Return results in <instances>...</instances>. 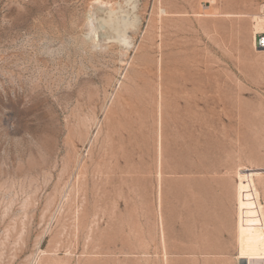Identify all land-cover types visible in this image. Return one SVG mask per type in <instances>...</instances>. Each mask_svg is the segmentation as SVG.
I'll use <instances>...</instances> for the list:
<instances>
[{"label": "rangeland", "instance_id": "1", "mask_svg": "<svg viewBox=\"0 0 264 264\" xmlns=\"http://www.w3.org/2000/svg\"><path fill=\"white\" fill-rule=\"evenodd\" d=\"M127 1L0 0V264H249L264 0Z\"/></svg>", "mask_w": 264, "mask_h": 264}, {"label": "bare ground", "instance_id": "2", "mask_svg": "<svg viewBox=\"0 0 264 264\" xmlns=\"http://www.w3.org/2000/svg\"><path fill=\"white\" fill-rule=\"evenodd\" d=\"M127 2L131 3L130 0ZM116 13L115 16H117ZM119 18L112 17V21L109 22L110 26L118 33L121 27L127 28L134 23H129L125 20L121 21V18ZM263 18L261 16L256 17L257 31L264 29ZM261 52H264V49ZM256 177L259 180L264 178V166L245 168L240 171V207L238 213L240 242L243 258L248 259L249 264H264V207L256 197Z\"/></svg>", "mask_w": 264, "mask_h": 264}, {"label": "built area", "instance_id": "3", "mask_svg": "<svg viewBox=\"0 0 264 264\" xmlns=\"http://www.w3.org/2000/svg\"><path fill=\"white\" fill-rule=\"evenodd\" d=\"M259 43L261 46H264V36L259 37Z\"/></svg>", "mask_w": 264, "mask_h": 264}]
</instances>
